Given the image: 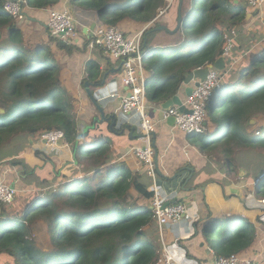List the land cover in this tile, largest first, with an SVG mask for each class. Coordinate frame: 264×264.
<instances>
[{"label": "trees", "instance_id": "trees-1", "mask_svg": "<svg viewBox=\"0 0 264 264\" xmlns=\"http://www.w3.org/2000/svg\"><path fill=\"white\" fill-rule=\"evenodd\" d=\"M58 1L27 0V5L41 9ZM4 2L0 0V162L20 167L22 182L37 186L42 174L35 172L34 161L27 162L21 156L37 134L55 129L65 132L76 157L61 170L64 184L48 193L40 190L33 194L34 200L22 214L11 213L10 205L0 201V264H157L163 248L154 210L139 203L141 198H153L154 190L125 163L114 164L106 142L89 140L94 137L90 132L79 138L78 110L63 82L59 57L49 43H28L18 22L5 12ZM74 2L97 11L107 25L126 19L144 25L154 21L143 32L142 64L147 103L157 105L176 96L191 72L214 67L224 57L226 31L246 26L237 36L242 39L237 44L235 41L231 58L224 57L228 66L232 57L249 49L246 58L222 71L223 79L208 100L212 128L188 138L207 158H214L217 167L224 168H218L220 175L236 172L240 177L244 171L250 190L264 198V154L259 150L264 148V47L250 50L248 46V39L252 44L254 39L250 37L251 20H247L249 9L242 0H183L182 22L175 32L171 31L178 25L180 0L170 4L167 0ZM160 10L165 12L159 16ZM159 25L166 26L162 31L167 37H173L162 47L154 43L161 32L155 29ZM257 31L264 35V24ZM50 41L67 53L77 49L74 42L59 37L51 35ZM86 73L83 82L90 80L95 88L103 84L98 61L89 60ZM114 75L109 73V77ZM254 118L257 122L250 130ZM16 147L13 155L2 157L5 148ZM219 149L220 159L211 157ZM32 154L43 160L42 152ZM45 183L41 181L39 187ZM228 217L231 219L226 223L211 220L203 231L217 257L241 255L257 237L254 222L237 215ZM40 222L48 228L49 248L38 244Z\"/></svg>", "mask_w": 264, "mask_h": 264}, {"label": "crops", "instance_id": "crops-1", "mask_svg": "<svg viewBox=\"0 0 264 264\" xmlns=\"http://www.w3.org/2000/svg\"><path fill=\"white\" fill-rule=\"evenodd\" d=\"M244 4L248 5L247 0H244ZM248 9L249 16L253 15L254 12H250L252 9H250L249 5ZM52 10L68 11L75 19L78 31L77 37L69 42H74L77 45V49L72 53L58 49L56 43L50 41L51 34L48 28V20ZM258 12L260 16L264 14V4L260 8L255 9V13ZM16 21L23 30L28 43L32 45L39 42L49 43L59 57L63 65V82L68 91L73 94L78 110L76 122L80 137L90 132L91 136L94 137L88 138L89 140L92 141L94 138L96 139L95 143L106 142V145L113 152L114 164L125 163L132 171L140 173L142 181L154 190V197L158 192V195L168 200L170 199L172 202L182 199L183 202L181 203L186 205L187 217L181 219L178 223L167 224L163 227L162 232L155 222L162 241V254L165 244L169 252L182 264H212L217 256H215L208 245L203 231L211 220L221 219L223 216L227 217V213H231V216H241L255 223L257 230L256 240L241 255L256 260L258 264H264V198L260 199V197L255 195L250 190V183L247 181H245V186H243L244 173H241L240 177H235L234 172L227 177L224 174L220 175L216 161L207 158L195 145H192L188 138L189 134L179 129L176 125H171L166 120L160 119L162 104L147 103V111L153 122L154 131L150 132L148 136L143 134L146 136L142 139L139 116L123 112L121 110V99L110 97L112 92L124 95L126 88L121 85V62L105 56L100 47L91 48L89 46L91 28L97 22H102L97 11L85 9L80 3L74 2V0H59L55 5L41 9L30 7L26 3L23 17ZM153 22L144 25L126 19L118 25L123 28L128 36H134L138 32L145 30ZM237 34H239V31H237ZM87 41H89L88 44ZM155 46L158 47L159 45L155 44ZM89 60L98 61L103 71V84L101 86L95 88V84L92 81H86L90 82V88L93 90L97 101L103 107L106 116H110L106 119H101L99 109L86 92V81L83 82L87 75L86 65ZM120 66V70L113 71ZM226 67H229V65H226ZM109 73L115 75L109 77ZM193 84L194 82L189 85L183 83L177 94L184 104L190 96L186 94V89L193 86ZM96 117L99 118L97 120L100 123L99 125L95 124L97 122L95 120ZM90 128H94L95 131H90ZM207 128H212L210 123ZM86 129L87 131L85 132ZM38 135L37 138L40 137ZM33 140H31L32 145L30 144L31 146L34 145L33 151L42 152L43 160H40L44 164H49L45 169L43 164H36V161L30 156L31 160L35 162V172L42 174L40 182L46 183L41 187H39L40 182L35 187L32 185L26 186L22 182L20 167H13L9 164H0V183L10 185L15 183V187L23 191H31L34 188L42 189L41 191L45 193L51 187L49 184L57 187L64 184L65 181L61 170L68 163L74 162L76 157L75 147L70 144L69 150L66 149L64 151L60 150L61 148H53L52 151L47 152L43 148V141L42 143L40 142V145H36L33 144L35 141ZM148 141L151 142L155 152L158 154L159 168L156 171V182L148 176L144 165L133 154L135 147L145 145ZM92 146L94 147L93 143ZM60 152H63V155ZM24 157L27 158V155H24ZM209 166H213V169L209 168ZM200 173H203V176ZM217 180L221 183L223 182L225 186L223 187L219 182H216ZM239 188L246 189V193L243 190L242 195H240ZM154 197L151 199L141 198L139 203L151 207ZM33 200V196L28 197V200H18V203L22 206L10 205L8 211L14 208L17 210L11 211V213L21 214L24 208Z\"/></svg>", "mask_w": 264, "mask_h": 264}, {"label": "built area", "instance_id": "built-area-1", "mask_svg": "<svg viewBox=\"0 0 264 264\" xmlns=\"http://www.w3.org/2000/svg\"><path fill=\"white\" fill-rule=\"evenodd\" d=\"M250 9H258L264 4V0H247ZM26 0H5L4 10L15 20L23 17ZM165 10L159 11V16ZM48 28L50 34L59 37L62 41L69 42L77 37V26L75 19L68 11L52 10L48 20ZM143 31L138 32L134 36H128L120 25H107L101 21L97 22L92 36L89 37V46L94 48L100 47L103 54L110 59L123 61L122 64V86L126 88L124 95L112 92L111 98L121 99V110L128 114H136L140 119V130L142 136H148L154 131L153 122L147 111V96L145 74L142 64L143 52ZM237 30L231 29L226 31L224 47V57L231 58L234 48L235 39L237 38ZM233 59V58H232ZM234 63V60H232ZM232 65V64H231ZM232 66L230 67V69ZM223 79L222 72L210 67L207 78L200 81V85L195 87L191 95L185 102L189 112H182L178 106L164 110L165 119L175 116V125L187 134H203L207 128V109L208 100L213 90L217 88ZM146 134V135H143ZM39 141L47 152L54 148L60 150H69L70 143L65 139L63 130H50L39 134ZM144 137H142L143 139ZM146 140V139H144ZM63 155V152H60ZM134 156L144 165L146 172L154 182L157 180L156 172V154L150 141L145 145L137 146L133 149ZM18 193L16 187L10 184L0 183V201L6 205L14 202ZM264 202V199H263ZM152 208L154 217L162 232L164 225L178 223L181 219L187 217L186 205L181 202H172L158 192L152 200ZM227 213V216H231ZM9 264V263H7ZM159 264H182L177 260L166 248L164 244V252L159 259ZM212 264H258L256 260L248 257H242L240 254L231 256L216 257Z\"/></svg>", "mask_w": 264, "mask_h": 264}, {"label": "rangeland", "instance_id": "rangeland-1", "mask_svg": "<svg viewBox=\"0 0 264 264\" xmlns=\"http://www.w3.org/2000/svg\"><path fill=\"white\" fill-rule=\"evenodd\" d=\"M242 2L244 3V0H242ZM247 4H248V1H247ZM247 7H248V5H247ZM250 12H254L253 13V15H250V17L247 19V20H251V22H250V26H252V29H251V39L253 40V44L251 43V40L250 39H248L249 40V43H248V46H249V48H250V50H252V49H256V50H261L263 47H264V40H262L261 38H263L264 37V35H261V34H258V26H260V25H262V24H264L263 23V16H264V14L262 15V16H260V14H259V12L258 13H255V9H252V10H250ZM242 27V26H241ZM240 27V28H241ZM246 30V26L245 25H243V27H242V29L239 31V34H241V33H243L244 31ZM161 32H159L156 36H155V42L156 43H158V44H160V47H162L163 45H166V43L167 42H171L172 40H173V37H167L168 35H166V33H165V31H162V30H160ZM171 31V30H170ZM172 32V31H171ZM255 37L257 38V40L255 39ZM242 39V36H240L239 35V37H237V39H235V41H236V43L235 44H237V42L239 41V40H241ZM159 50L161 51V53H165L166 52V50H163L162 48H159ZM247 50H249V49H246V51ZM246 51L245 52H243V51H240L237 55L238 56H240V55H242V57H240V59L241 60H243L244 58L243 57H245V54H246ZM233 56H234V54H232ZM237 55H235L234 57H232L233 58V60H234V63H235V65L237 64V59H238V57H237ZM246 58V57H245ZM237 61V62H236ZM234 63L231 65V66H233L234 65ZM235 67V66H234ZM208 121V120H207ZM257 122V119L256 118H254V120H253V122H252V124H251V126L249 127V128H251L250 130H252L254 127H255V123ZM207 125V124H206ZM257 134V133H256ZM200 135H202V134H200ZM38 136H40V135H38ZM35 140V141H34ZM34 142H33V144H36V145H40V141H39V137L37 138V135L34 137ZM31 145H32V143H31ZM30 144H27L26 145V147H25V149H24V152L23 153H25L24 155H27V158L26 157H24V155H22L21 156V158L23 159V160H25L26 161V159H27V162H31L32 160H31V157L30 156H32V158L36 161V164L38 163V164H40V163H42L41 162V160L39 159V158H37L34 154H32V152H33V146H31ZM16 150H17V147L16 148H13V149H7L6 150V148L2 151V157H9L10 155H13L15 152H16ZM260 150V153L261 154H264V148H261V149H259ZM219 153H221L222 154V152H221V150L219 149V150H215V151H213V154H210L211 155V157H212V155H215V156H218V160L220 159V154ZM209 159H211L212 161H216L214 158H209ZM217 159V158H216ZM217 162V161H216ZM0 164L1 165H5V164H7V162L6 161H2V163L0 162ZM10 165V164H9ZM49 166V164H47V163H45L44 164V168L46 169L47 167ZM220 169V170H223L224 168H221V167H217V169ZM20 172H21V168H20ZM199 172H201V170H199ZM201 174V176H203V173H200ZM235 177H237V173L235 172ZM242 184H243V186H245V180H244V177H243V182H242ZM28 184L26 183V186H27ZM49 185H51V187H50V189H48L45 193H48V192H50L51 190H53V189H57V188H59V186L57 187V186H54V185H52V184H49ZM40 190L41 189H37V188H34V189H32L31 191H23L22 189L20 190V189H18V193H17V195H16V197H15V201L13 202L14 204H15V206L16 205H18V206H22L20 203H18V200H28V197H31V196H33V194H36V193H39L40 192ZM243 190H245V193H246V189H244V188H239L238 189V191H239V193H240V195H242V192H243ZM244 193V194H245ZM231 194H235V193H231ZM232 195V196H233ZM236 195V194H235ZM253 196H254V194H253ZM237 197V196H236ZM24 198V199H23ZM238 199H240V198H238ZM245 199V198H244ZM253 200H255L254 198H253ZM12 208V207H11ZM15 210H17V209H14V208H12L11 209V211H15ZM22 214V213H21ZM230 219L231 218H229V217H226V216H223V218H221V221L223 222V223H226L227 221L229 222L230 221ZM39 225H38V228H39V230H40V236H39V238H38V244H39V246H43V247H45V248H49V235L47 234L48 233V228H47V226H46V224H44L43 222H40V223H38ZM166 225H164V227H165ZM6 264V263H5ZM10 264V263H9Z\"/></svg>", "mask_w": 264, "mask_h": 264}, {"label": "water", "instance_id": "water-1", "mask_svg": "<svg viewBox=\"0 0 264 264\" xmlns=\"http://www.w3.org/2000/svg\"><path fill=\"white\" fill-rule=\"evenodd\" d=\"M167 1L168 2H172L173 0H167ZM182 3H183V0H180L179 15H178V25H177L176 29L173 30L172 32H175L181 26V22H182V13H181ZM247 17L248 18L250 17L249 14H248ZM95 26H96V24L91 28V31L89 30L90 31V36H92V33H93V30L95 29ZM155 29L156 30H162V29H167V28L164 25H159ZM144 44L146 45V40H145ZM122 64H123V61H121V66H122ZM121 66L118 69H114L113 71L120 70ZM214 67L217 70H219V71H224L226 69V60H225V58L221 57L219 60H217L215 65H214ZM209 69H210L209 66H205V67L198 68V69L194 70L193 72H191L189 74V76L186 78L184 83L186 85H189L190 83L194 82V84H193V86H191V87L186 89V94L187 95H191V93L193 92L194 88L198 87L200 85V81H203V80H205L207 78V75L209 73ZM85 88H86V92H87L88 96L90 97L92 102H94L96 104L97 108L99 109V111L101 113V119H106L107 117H110V116H106L103 107L97 101L93 90H91V88H90V82L89 81L85 82ZM172 106H178L179 109L182 112H186V113L189 112V110L186 108V105L184 104L183 100L178 95H176L173 98H171V99L165 101L164 103H162L161 111H160V115H159L160 119L161 120H166L171 125H175V121H176L175 116H170V117L165 119L164 113H163L164 110H167V109L171 108ZM95 120L97 121V120H99V118L96 117ZM86 131H87V129L85 130V132ZM141 137H144V136L141 135ZM79 138H80V136H79ZM43 142H46V141L43 140ZM158 168H159L158 154L156 153V169L158 170ZM243 173L244 172H242V174ZM11 186L15 187V183H12Z\"/></svg>", "mask_w": 264, "mask_h": 264}, {"label": "clouds", "instance_id": "clouds-1", "mask_svg": "<svg viewBox=\"0 0 264 264\" xmlns=\"http://www.w3.org/2000/svg\"><path fill=\"white\" fill-rule=\"evenodd\" d=\"M232 61V60H231ZM233 62V61H232ZM231 64V63H230ZM230 64H228L229 65V67H226V68H228V69H230V67H231V65ZM233 64V63H232ZM215 68V67H214ZM222 72V71H221ZM155 154H156V152H155ZM156 171H157V169H156ZM17 188V187H16ZM18 189V188H17ZM49 189H50V187H49ZM42 190V189H41ZM55 190H56V188H55ZM15 201V200H14ZM32 203V202H31ZM13 204V203H12ZM11 205V204H10ZM151 208H152V204H151ZM153 209V208H152ZM228 217V216H227ZM162 256V255H161ZM161 258V257H160Z\"/></svg>", "mask_w": 264, "mask_h": 264}]
</instances>
